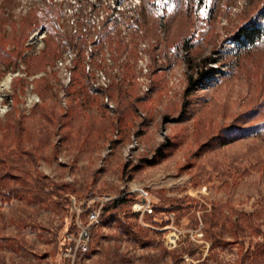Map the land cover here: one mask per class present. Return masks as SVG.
<instances>
[{
  "label": "rangeland",
  "instance_id": "rangeland-1",
  "mask_svg": "<svg viewBox=\"0 0 264 264\" xmlns=\"http://www.w3.org/2000/svg\"><path fill=\"white\" fill-rule=\"evenodd\" d=\"M77 1L104 22L116 0ZM71 3L0 0V149L20 143L56 203L136 187L154 203L111 217L80 263L264 264V40L233 41L264 0H118L113 34L81 58L41 12ZM189 58L215 74L187 95ZM71 225L64 206L0 200V264H66Z\"/></svg>",
  "mask_w": 264,
  "mask_h": 264
},
{
  "label": "trees",
  "instance_id": "trees-1",
  "mask_svg": "<svg viewBox=\"0 0 264 264\" xmlns=\"http://www.w3.org/2000/svg\"><path fill=\"white\" fill-rule=\"evenodd\" d=\"M102 1V0H101ZM100 4H103L100 2ZM97 4H94L96 6ZM109 10H113L109 7ZM46 15L51 23H54L57 27L59 21H63L65 25L70 29V36L59 34L56 29L49 26L46 27L49 30L48 36L52 43L56 47H62L66 43V47L71 49L77 57H82L84 51L90 46L95 45L99 47L103 41V38H109L113 34L114 25L111 23L112 17L117 12L114 9L113 13L107 18V21L92 23L91 19L84 15V8L75 14L74 24L76 25L77 32L74 33V28L64 14L62 6L57 7L56 5H44L42 11ZM111 12V11H110ZM115 12V13H114ZM95 13V10L94 12ZM121 13V10L119 11ZM105 20V19H104ZM116 20V19H114ZM264 6L259 10L256 17L251 19L249 22L244 24L234 35L233 41L244 53H248L253 49L257 48L258 45L264 40ZM98 36L97 39L95 37ZM64 41V43H63ZM191 46V45H190ZM188 50H191L190 48ZM55 56L52 59H57V51H53ZM14 62V61H12ZM213 60L211 58H200L199 61L194 59H188L187 65L190 70L189 86L186 92L189 95L191 92L198 90L201 86V82L205 81L208 76L215 74V69L212 66ZM81 61H78L77 68L81 67ZM82 81L86 80L84 76L81 77ZM18 146V147H17ZM17 146H7L0 149V200L10 202L12 199L28 200L32 203H39L41 205H52L64 206L70 213L72 203L70 197H65L62 201L56 203L53 198H62L64 195L57 193V190L61 191V187L50 190L52 184L48 177L42 175L40 172L34 170L30 163L22 162V154L20 153V143ZM18 148V149H17ZM21 160V161H20ZM30 176V179L23 176ZM77 197V200L81 202L85 197ZM135 201V196L126 195L121 201H113L105 205L101 214V225L92 226L90 228L91 242L87 253L79 254V260L82 261L92 251L93 241L97 237L99 229L109 221L111 217H116L122 213L126 208L131 211V204ZM132 212V211H131ZM84 223H87L86 216H82ZM240 226L239 224L237 225ZM79 230L78 224L75 218H72V225L69 232L76 234ZM67 264V263H66Z\"/></svg>",
  "mask_w": 264,
  "mask_h": 264
},
{
  "label": "built area",
  "instance_id": "built-area-1",
  "mask_svg": "<svg viewBox=\"0 0 264 264\" xmlns=\"http://www.w3.org/2000/svg\"><path fill=\"white\" fill-rule=\"evenodd\" d=\"M74 5L71 3V5H68L64 8L65 5H61L63 9H65V13L69 14L73 12V10H76L77 13L81 10V8H77L75 4L78 3L77 0H73ZM96 2V1H95ZM96 3H93L91 8V13L93 11V5ZM113 10H111V13H113L114 9L117 10L115 15H119V11L121 10V5L118 3V0L113 2ZM74 7V8H73ZM112 7V6H111ZM120 8V9H118ZM122 11V10H121ZM96 13V12H95ZM94 13V14H95ZM72 15V16H71ZM70 16L66 18L70 20L71 25L74 28V33H76L77 28L74 24L75 21V13H71ZM114 15V17H115ZM100 17L102 20H104V16L101 14ZM96 18H99V16ZM93 23L99 24L101 21L98 19V21L94 20ZM64 25V23H62ZM60 25V26H62ZM98 36L95 37L97 39ZM91 46V45H90ZM88 47L92 50V47ZM93 46V45H92ZM126 195H133L136 198V201L132 205V209L135 213L146 215V214H154V203L152 201V198L150 197V193L143 187H136L134 189H128L126 191H123L120 195L115 196H92L85 198L81 202L77 200L76 196L71 195L70 201L72 203V206L70 208V213L72 214V218H75L79 230L76 234L73 236L67 235V239L69 240V243L65 249L64 254V260L67 264H81L79 260V254L81 253H87L90 242H91V233L90 228L92 226H100L101 225V214L102 210L105 207L106 204L113 202V201H121ZM86 216L87 223H84L82 220V216Z\"/></svg>",
  "mask_w": 264,
  "mask_h": 264
},
{
  "label": "bare ground",
  "instance_id": "bare-ground-1",
  "mask_svg": "<svg viewBox=\"0 0 264 264\" xmlns=\"http://www.w3.org/2000/svg\"><path fill=\"white\" fill-rule=\"evenodd\" d=\"M9 81H10V79H8L5 83H6V86L9 84ZM5 86V85H4Z\"/></svg>",
  "mask_w": 264,
  "mask_h": 264
}]
</instances>
